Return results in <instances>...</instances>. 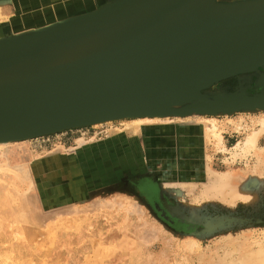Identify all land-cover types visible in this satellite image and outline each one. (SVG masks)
<instances>
[{
    "label": "rangeland",
    "instance_id": "obj_1",
    "mask_svg": "<svg viewBox=\"0 0 264 264\" xmlns=\"http://www.w3.org/2000/svg\"><path fill=\"white\" fill-rule=\"evenodd\" d=\"M3 1L7 20L20 7L24 24L41 29L101 7L99 0ZM248 1L255 0H216ZM20 34L0 28V38ZM263 77L260 68L202 93L264 98ZM135 120L0 147V264H244L264 256V109ZM192 121L210 126L192 147L181 141L169 150L165 142L149 171L115 180L104 177L110 167L104 175L86 167L90 150L113 133L148 137L152 128L143 125ZM213 126L216 137L207 131Z\"/></svg>",
    "mask_w": 264,
    "mask_h": 264
},
{
    "label": "water",
    "instance_id": "obj_2",
    "mask_svg": "<svg viewBox=\"0 0 264 264\" xmlns=\"http://www.w3.org/2000/svg\"><path fill=\"white\" fill-rule=\"evenodd\" d=\"M34 33L0 41V132L10 142L154 117L165 95L163 116L264 109V98L202 93L264 69V0H118Z\"/></svg>",
    "mask_w": 264,
    "mask_h": 264
},
{
    "label": "crops",
    "instance_id": "obj_3",
    "mask_svg": "<svg viewBox=\"0 0 264 264\" xmlns=\"http://www.w3.org/2000/svg\"><path fill=\"white\" fill-rule=\"evenodd\" d=\"M1 0L0 3V28L11 30V34H19L25 35L30 32H27L32 29H37L40 27H36V25L30 26V24H24L22 19L23 12H26L22 9H15V19L7 20L9 16L8 8H5L7 4H4ZM98 1V0H97ZM116 2V0L114 1ZM106 3V2H105ZM113 3V2H112ZM52 4V2H51ZM109 4V2H107ZM104 0H99L98 6L99 8L93 9L88 13L99 10L104 7ZM88 13H81L78 17L87 15ZM33 15L32 12L29 13ZM77 15V14H76ZM75 15V16H76ZM72 19V18H68ZM64 19V20H68ZM62 21V20H61ZM25 25V26H24ZM229 115V114H223ZM210 120V119H208ZM213 121V119H211ZM136 120H134V124L136 125ZM210 121L208 123H204V127H209ZM145 126V130L148 128H152L148 132V137L143 132L140 133H132L130 132H116L111 135L110 139L102 141L98 145H95L94 151L90 150L91 157L87 158L86 167L89 169L97 167V171L102 170L103 175L105 174V170L102 168L113 169L111 172L113 175H107L104 177L107 178H115V180L126 179L132 176L139 175L144 173L145 171H149L151 169L152 162L155 161L156 158H153V155L157 157L161 155V151H163L165 142L169 144V150L176 147V144L181 142L183 145L185 144L188 147H192L195 139L199 140L201 134H203L202 125L198 121H192L185 124H169V125H143ZM136 126H133L134 128ZM130 128V129H132ZM165 129V130H163ZM202 132V133H201ZM163 134V136H162ZM166 136V137H165ZM208 133L205 129L204 132V140H207ZM159 152V153H158ZM141 156H143L144 160L142 161ZM154 156V157H155ZM109 171V170H108ZM110 172V171H109Z\"/></svg>",
    "mask_w": 264,
    "mask_h": 264
},
{
    "label": "bare ground",
    "instance_id": "obj_4",
    "mask_svg": "<svg viewBox=\"0 0 264 264\" xmlns=\"http://www.w3.org/2000/svg\"><path fill=\"white\" fill-rule=\"evenodd\" d=\"M117 2V1H116ZM109 4H112V3H109ZM109 4H106V5H104V7L105 6H107V5H109ZM51 26V25H50ZM41 29V28H40ZM40 29H37V30H34V31H30V33H34V32H36V31H38V30H40ZM30 33H28V34H30ZM171 34H173V33H170V35ZM13 35V34H12ZM12 35H9V36H6V37H3V38H0V41L1 40H5V39H9V38H12V37H17V36H20V35H15V36H12ZM25 35H27V34H25ZM198 44H196V45H194V46H188V47H186L185 49H189V48H193V47H195V46H197ZM200 45V44H199ZM190 56V55H189ZM183 57H181V56H179L178 54L176 55V56H174L173 57V59H175V60H178V59H182ZM258 62L260 63V62H262L263 64H264V55H262V57H260L259 59H258ZM249 63H251L250 61H249ZM262 70H264L263 68H262ZM174 97V96H173ZM170 98H172V96L171 95H165V96H163L162 98H160V100L161 101H159L158 102V104H157V102H156V104H155V106H153V107H151L150 109H149V111L153 114V113H155L154 114V117H144V118H142V119H155V118H162V117H168V116H170V115H168V116H163V114H161V112L159 111V107H160V110L163 108V101L164 100H170ZM176 98V97H175ZM242 103V101H238L237 103H235L236 105H240ZM147 114V113H146ZM138 118H140V117H138ZM138 118H134V120L135 119H138ZM117 120H119V119H116V120H109V119H106V118H98V119H95L94 120V122H93V125H102V124H106V123H110V122H113V121H117ZM150 121H154V120H150ZM69 125L70 124H66V125H63V126H61V128H64V127H69ZM56 128H58V127H54V129H56ZM212 128V130L211 129H207V131L208 130H210V132H213L214 133V135H215V137H216V133H215V131H216V126H213V127H211ZM141 129V128H140ZM137 131V130H136ZM135 131V132H136ZM208 134H209V132H208ZM8 135H10V132H0V147L1 146H5V145H7L10 141H8V140H6V138L5 137H7ZM24 141V140H23ZM247 143H246V145L247 146H250L251 144H253V142H254V139H253V136H249L248 138H247ZM14 142H18V141H14ZM244 142H243V144H245ZM243 146V145H242ZM245 146V145H244ZM240 148V147H239ZM249 152V151H248ZM246 155V154H245ZM213 177V176H212ZM214 179V178H213ZM223 180V179H222ZM217 185H219V184H217ZM221 185V184H220ZM208 186V185H207ZM210 186V185H209ZM217 187V186H216ZM215 187V188H216ZM208 188V187H207ZM213 188V187H212ZM214 190V189H213ZM209 191V190H208ZM202 195V194H201ZM260 251V250H259ZM262 252V251H261ZM263 254H264V252H263ZM257 255H259V253L257 254ZM244 264H264V256H257V259L256 260H253V261H251V262H245Z\"/></svg>",
    "mask_w": 264,
    "mask_h": 264
},
{
    "label": "flooded vegetation",
    "instance_id": "obj_5",
    "mask_svg": "<svg viewBox=\"0 0 264 264\" xmlns=\"http://www.w3.org/2000/svg\"><path fill=\"white\" fill-rule=\"evenodd\" d=\"M108 2V0H106V3Z\"/></svg>",
    "mask_w": 264,
    "mask_h": 264
}]
</instances>
